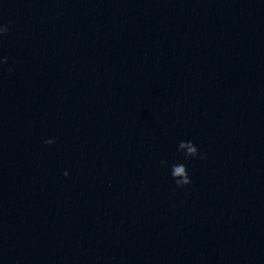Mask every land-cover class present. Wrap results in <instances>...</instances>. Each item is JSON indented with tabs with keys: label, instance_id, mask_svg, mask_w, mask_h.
<instances>
[{
	"label": "water",
	"instance_id": "1",
	"mask_svg": "<svg viewBox=\"0 0 264 264\" xmlns=\"http://www.w3.org/2000/svg\"><path fill=\"white\" fill-rule=\"evenodd\" d=\"M0 25V264H264V0H0Z\"/></svg>",
	"mask_w": 264,
	"mask_h": 264
},
{
	"label": "clouds",
	"instance_id": "2",
	"mask_svg": "<svg viewBox=\"0 0 264 264\" xmlns=\"http://www.w3.org/2000/svg\"><path fill=\"white\" fill-rule=\"evenodd\" d=\"M11 23V22H9ZM9 28L7 25H0V35H6L8 32ZM7 57H2L0 58V65H5L7 64ZM9 71H11L12 69L9 68ZM54 140L53 139H47L44 141V143L46 144H51L53 143ZM186 149V151H185ZM179 150H183V155L185 157V159H187L188 157H193V158H197V148L196 146L192 143V141H180L178 144V151ZM199 159H204V156H199ZM166 161H161V164H166ZM64 175H67V171H65L63 173ZM171 176L174 179L175 184L177 185V187L182 186V185H187L189 183H191L189 175L187 173V169L186 166L183 163H174L171 166Z\"/></svg>",
	"mask_w": 264,
	"mask_h": 264
}]
</instances>
